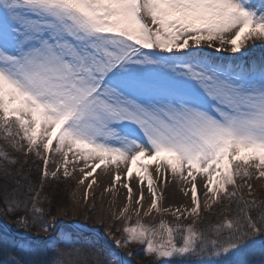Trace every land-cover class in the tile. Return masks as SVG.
I'll list each match as a JSON object with an SVG mask.
<instances>
[{"label": "snow or ice", "instance_id": "obj_1", "mask_svg": "<svg viewBox=\"0 0 264 264\" xmlns=\"http://www.w3.org/2000/svg\"><path fill=\"white\" fill-rule=\"evenodd\" d=\"M257 47L264 0H0V199L16 217L0 221V264H135L137 252L120 251L133 245L143 246V264H264V198L250 183L264 179ZM208 49L233 55L221 60ZM12 152L42 161L36 181ZM80 161L88 189L102 167L115 168L113 187L121 165L127 180L135 172L139 193L125 183L116 216L130 221L134 201L135 224L102 234L103 222L69 228L46 218V181L70 178ZM169 174L190 181V205L173 212L190 217L186 224L158 219L169 209L156 180L166 184ZM145 183L143 215L157 214L148 224L139 219ZM117 232L107 249L98 246L97 236L107 243Z\"/></svg>", "mask_w": 264, "mask_h": 264}, {"label": "bare ground", "instance_id": "obj_2", "mask_svg": "<svg viewBox=\"0 0 264 264\" xmlns=\"http://www.w3.org/2000/svg\"><path fill=\"white\" fill-rule=\"evenodd\" d=\"M256 44H260V41H256ZM209 52H213L214 55L220 57L221 60L228 59L230 60L232 55L229 53L230 51L225 52H214L212 49H208ZM261 54H264V49L257 47L254 49V55L256 57H259ZM84 167V162L80 161L79 163L75 164V171H78L80 168ZM154 165L149 164V170L153 171ZM121 169V180L116 183L115 187L112 186V175L115 173V168L113 167V171L111 173L106 172L103 167L101 169H97L98 174L95 177L96 178V183L93 184V187L91 189H88L86 186L85 189L83 186H81L80 183V177H77L76 179V186L74 188V193L71 194L72 200L75 202L72 203V214L73 216L70 218L71 221H77L80 222L81 224L86 223L87 220L85 219H77L80 218L78 216L79 212H84V217L89 216V210L93 206L95 208H98V221H103L104 220V211H112L115 212V210H120L123 209V207L127 204V190L124 187L125 183H130L133 189L134 193V198L135 196L139 193V183H138V178L135 176V172L133 173V179L131 181L127 180L124 176V173L126 172V169L124 168L123 165L120 166ZM153 178L156 179L155 172L153 171ZM157 185H158V191L163 193V198H162V206L164 204H168L170 209L174 212L175 209L179 208L181 211L184 210L187 206L190 205V188L191 184L190 181H182L180 178H174L170 174L168 175V181L166 184H162L160 180H156ZM111 185V186H110ZM111 187L113 191H110V194L108 192H105V190L109 189L111 190ZM198 191L201 194V199L204 198V188L203 184L197 186ZM105 189L104 191H102ZM85 192L88 194V200H84ZM188 192L189 195H185V193ZM144 195L145 199L143 202V208L149 207L150 204V194L147 191L146 183L144 187ZM71 209V208H70ZM135 209H134V201H133V210L130 213L131 215H134ZM2 218L6 220L7 218L5 215L1 214ZM63 216H65L64 212H61L57 214V219H63ZM88 225V224H87ZM101 233V232H100ZM103 234V233H102Z\"/></svg>", "mask_w": 264, "mask_h": 264}, {"label": "rangeland", "instance_id": "obj_3", "mask_svg": "<svg viewBox=\"0 0 264 264\" xmlns=\"http://www.w3.org/2000/svg\"><path fill=\"white\" fill-rule=\"evenodd\" d=\"M213 50V49H212ZM227 51V50H226ZM225 52V51H223ZM231 53V52H229ZM232 54V53H231ZM0 144H3V141L0 140ZM9 151H11V149H9ZM12 154L15 155H19L20 158H22L23 161H27L26 156H24L22 153L18 154L15 152H12ZM37 161L41 162V165L43 167L42 161L39 160L38 158H35L34 156L31 157ZM73 165L69 166V170L72 171ZM54 170V165L50 164L49 166V173L51 171ZM90 168H85V171H90ZM98 171L95 173V177L97 176ZM77 177L81 178L83 177V172L80 171V169L78 171H74L73 175L70 178H64L63 175L61 174L60 179L58 181H51L53 182L54 186L56 185L57 188H59V191L56 192L55 194V203H54V208H50L51 210V215L47 216L46 218L51 221L53 216H57V214L64 212L65 216H63V219H60V221L62 222V224H64L66 227L69 228H75L74 224H71L70 222H72L70 220V218L73 216L72 214V203L75 202L76 200H78V198L74 200H72L71 198V194L74 193V188L76 186V179ZM91 181V178H87L84 180V183L81 184V186L85 187L88 185V183ZM250 183H252L253 188H252V193L253 195L257 198V199H261L264 198V179H257L255 174L253 176V179L250 181ZM202 182L200 180L199 177H197V186L201 185ZM111 186V185H110ZM38 189L40 188V185L37 187ZM45 188L41 191V196L45 195L44 192ZM105 189H103L102 191H104ZM231 190V189H230ZM237 190L242 194L245 195V197L247 198V194L249 192V189L247 187V185L245 184V182L243 180L237 179ZM113 191L112 187L111 190H105V192H109ZM202 201L204 200V198L201 199ZM48 203V202H47ZM225 203H227V201H225ZM42 207H44L45 209H49L50 206H44V204H41ZM53 206V205H52ZM164 208L169 209V212L166 215H159L158 219H165L166 221L170 222L171 224L175 225L177 223H181V224H186L188 222H190L191 218H181V219H177V217L175 215H173V211L170 209V207L168 206V204H164L163 205ZM71 208V209H70ZM96 210L94 212H92L91 210H89V216H91V219H88L89 216L84 217V212H79L78 216L80 218L77 217V219H85L87 220V224L89 227H96V226H100L101 223L103 222V226L100 227V232L103 234L106 233H110L112 228L115 227L117 229L122 228L125 223H130V224H135L137 222L138 217L132 214L131 215V220L130 221H125L124 219H120L117 220L116 216L119 214V212L122 210H115V212H108V211H104L103 215H104V220L103 221H98V208H95ZM147 208H143L141 211V216H140V220L141 222L148 224L151 223L153 220V217H156L157 214L155 212H153L150 216L145 217L143 215L144 211H147ZM215 210V205L213 206V211ZM1 214L5 215V217L7 218L6 220H4L1 216ZM204 214H207V210L204 211ZM16 219V218H15ZM15 219L10 218L6 213L4 208L2 207L1 203H0V221H2L4 224H8L11 225L13 224V222L15 221ZM27 234H30L31 236H47L48 233L43 232V230L39 227H28L27 229L24 230ZM83 231L87 232L88 228L83 229ZM120 233L117 232L115 236L112 235H108L107 236V243L103 242L102 237L97 236L96 239L98 241V246L102 247L103 249H107L109 244L115 240V239H120ZM143 246L141 245H133L132 249H128V248H122L120 249V251L124 254H127V252L129 250H132L134 252H137L138 255L134 258L135 259V264H143V258H144V252L142 251ZM149 259H151V257H149ZM258 259V257H257Z\"/></svg>", "mask_w": 264, "mask_h": 264}, {"label": "trees", "instance_id": "obj_4", "mask_svg": "<svg viewBox=\"0 0 264 264\" xmlns=\"http://www.w3.org/2000/svg\"><path fill=\"white\" fill-rule=\"evenodd\" d=\"M20 159L23 162L24 170L25 171L31 170V178L33 181H36L37 177H38V172L36 171V165H39L42 168L41 162L37 161L33 158H29L28 156H26L27 161H23L22 158H20ZM16 168L19 169L20 165H16ZM0 184H3L2 179H0ZM38 186H39V183L37 182L36 187H38ZM57 191H59V188H57L56 185L54 186L53 182L50 179L48 181H46V186H45L44 192L48 197V203H43L45 207L48 205V206H50L49 208H51V209L54 208V203H55L54 197H55V194ZM0 203L5 210V204H4L2 199H0ZM8 216L12 219L16 218L15 216H12V215H8Z\"/></svg>", "mask_w": 264, "mask_h": 264}]
</instances>
